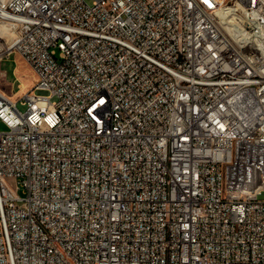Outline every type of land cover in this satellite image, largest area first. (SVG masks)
<instances>
[{"label": "built area", "instance_id": "1", "mask_svg": "<svg viewBox=\"0 0 264 264\" xmlns=\"http://www.w3.org/2000/svg\"><path fill=\"white\" fill-rule=\"evenodd\" d=\"M12 54L0 264H264V0H0Z\"/></svg>", "mask_w": 264, "mask_h": 264}, {"label": "rangeland", "instance_id": "2", "mask_svg": "<svg viewBox=\"0 0 264 264\" xmlns=\"http://www.w3.org/2000/svg\"><path fill=\"white\" fill-rule=\"evenodd\" d=\"M86 1L92 4L94 0ZM35 81L34 71L18 54H12L0 62V89L14 100H19L25 91L32 89ZM17 106L22 112L27 108L21 100ZM1 128L5 129L4 126ZM20 194L23 195L22 192Z\"/></svg>", "mask_w": 264, "mask_h": 264}]
</instances>
